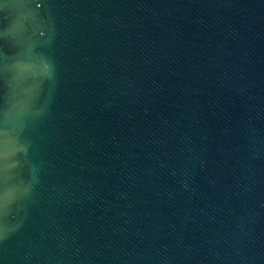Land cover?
<instances>
[{
    "label": "water",
    "instance_id": "95a60500",
    "mask_svg": "<svg viewBox=\"0 0 264 264\" xmlns=\"http://www.w3.org/2000/svg\"><path fill=\"white\" fill-rule=\"evenodd\" d=\"M0 264H264V0H0Z\"/></svg>",
    "mask_w": 264,
    "mask_h": 264
}]
</instances>
